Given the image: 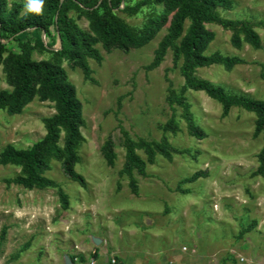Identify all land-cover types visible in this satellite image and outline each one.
Here are the masks:
<instances>
[{"label": "rangeland", "instance_id": "1", "mask_svg": "<svg viewBox=\"0 0 264 264\" xmlns=\"http://www.w3.org/2000/svg\"><path fill=\"white\" fill-rule=\"evenodd\" d=\"M9 1L10 6L24 4V0ZM142 1L125 0L121 6L125 10L116 11L138 34L165 11L156 0L137 13L128 10ZM219 12L223 19L249 23L263 46L255 49L243 32L206 24L215 33L207 55L220 52L245 62L231 71L222 65L200 68L197 76L231 93L264 101V0H235L232 10ZM70 16L82 29H89L79 12ZM168 27L129 53L107 52L98 44L103 61L90 59L93 80L63 62L83 104L84 140L78 147L76 170L87 185L68 178L61 162L51 161L46 176L70 196V209L65 210L58 188L29 190L8 184L22 169L0 164V264H65V257L71 255L79 256L80 264L92 259L98 264L101 257L103 264H112L113 258L117 264H264V175H256L264 136L256 134L257 116L240 107L225 116L221 103L205 92L188 89L180 72L182 61L175 63L171 49L158 68L148 70ZM236 33L241 48L233 45ZM9 47L19 50L15 42ZM32 58L48 60L53 54L34 50ZM4 89L12 87L1 67L0 90ZM171 91L189 104L204 138L190 134L183 107L170 101ZM55 113L53 102L38 98L20 114L0 111V155L10 145L28 149L43 139V119ZM173 118L177 130H165ZM124 131L137 143L140 139L160 143L165 136L180 151L173 152L172 160L157 154L151 164L144 149L137 150L147 162V175L134 170L139 194L122 173ZM108 140L117 154L113 166L104 154ZM198 172L205 175L188 182Z\"/></svg>", "mask_w": 264, "mask_h": 264}, {"label": "trees", "instance_id": "2", "mask_svg": "<svg viewBox=\"0 0 264 264\" xmlns=\"http://www.w3.org/2000/svg\"><path fill=\"white\" fill-rule=\"evenodd\" d=\"M163 4L165 11L160 18L151 19L142 34L135 32L117 14L125 0H45L41 14H23V3L0 0V69L3 67L7 82L12 90H0V111L17 115L35 98L55 104L56 113L43 119L46 135L28 149L8 146L0 155V164L21 167V173L8 184L22 185L24 188H58L63 209H70V196L59 184L48 178L46 173L52 169L51 161L61 162L64 174L86 186L87 181L77 170L80 160L78 147L84 140L82 128L85 126L83 104L78 98L75 86L69 81L63 62L80 68L86 79L93 80L90 59L103 61L100 50L102 44L107 52L115 49L129 53L152 41L167 24L168 33L164 36L155 52L148 70L158 68L164 61L168 50L174 52L175 63L182 61L181 75L188 89L205 92L210 98L221 103L227 116L234 107L254 112L257 116L256 134L264 136V101L245 94H234L224 86L201 79L197 76L200 68L222 65L233 70L245 61L237 56H227L220 52L206 54L215 33L209 31L206 24L218 23L226 29L243 32L245 40L255 49L262 48V40L255 29L245 21L223 19L219 10H232L235 0H156ZM152 0H143L140 5L128 8L137 13L141 6ZM127 10V9H126ZM72 11L79 12L89 22V29H82ZM188 24V25H187ZM32 38L34 39L32 41ZM15 42L19 50L13 51L9 45ZM34 42V44L32 43ZM58 42L59 47H56ZM236 48L242 47V39L234 34L232 39ZM50 52L52 59L34 60L33 51ZM170 101L183 107L188 129L191 135L204 138V131L196 124L190 106L175 91H171ZM178 126L174 118L165 126V130L175 132ZM126 162L122 173L130 178V185L135 194H139V185L134 177L137 169L141 175H147V162L137 153L144 149L148 162L154 164L157 154L168 160L173 159V152H180L170 144L167 137L160 143L140 139L135 142L124 131ZM63 135V137H62ZM63 138V145H60ZM104 154L109 165L113 166L117 158L114 143L108 140ZM261 166L256 175H264V147L259 155ZM205 174L198 172L188 182H194Z\"/></svg>", "mask_w": 264, "mask_h": 264}, {"label": "clouds", "instance_id": "3", "mask_svg": "<svg viewBox=\"0 0 264 264\" xmlns=\"http://www.w3.org/2000/svg\"><path fill=\"white\" fill-rule=\"evenodd\" d=\"M45 0H24L23 14H41L44 10Z\"/></svg>", "mask_w": 264, "mask_h": 264}, {"label": "built area", "instance_id": "4", "mask_svg": "<svg viewBox=\"0 0 264 264\" xmlns=\"http://www.w3.org/2000/svg\"><path fill=\"white\" fill-rule=\"evenodd\" d=\"M77 249H79V247H76ZM80 260L81 258L79 256H76L74 259H73V264H80ZM93 261L89 264H96L97 263V260L96 259H92ZM112 264H117V260L115 258L112 259Z\"/></svg>", "mask_w": 264, "mask_h": 264}, {"label": "water", "instance_id": "5", "mask_svg": "<svg viewBox=\"0 0 264 264\" xmlns=\"http://www.w3.org/2000/svg\"><path fill=\"white\" fill-rule=\"evenodd\" d=\"M95 242H96V244H100L101 243V240L97 238V239H95ZM65 264H73L72 263V260L70 259L69 256H66L65 257Z\"/></svg>", "mask_w": 264, "mask_h": 264}, {"label": "crops", "instance_id": "6", "mask_svg": "<svg viewBox=\"0 0 264 264\" xmlns=\"http://www.w3.org/2000/svg\"><path fill=\"white\" fill-rule=\"evenodd\" d=\"M95 239V238H94ZM77 246H79V245H77ZM76 256L75 255H73V257H72V255L70 256V259L73 261V259L75 258ZM104 258L103 257H101V261L99 260L98 261V264H103L104 263ZM101 262H103V263H101ZM73 263V262H72Z\"/></svg>", "mask_w": 264, "mask_h": 264}]
</instances>
